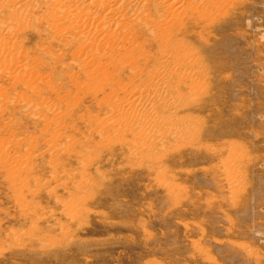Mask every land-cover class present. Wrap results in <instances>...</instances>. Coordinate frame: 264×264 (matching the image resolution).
<instances>
[{"label":"rangeland","instance_id":"374dc122","mask_svg":"<svg viewBox=\"0 0 264 264\" xmlns=\"http://www.w3.org/2000/svg\"><path fill=\"white\" fill-rule=\"evenodd\" d=\"M65 1L17 0L30 12L0 58V264H264V0L173 23L164 123L129 98L160 44L119 27L83 44L66 11L84 0Z\"/></svg>","mask_w":264,"mask_h":264},{"label":"bare ground","instance_id":"6f19581e","mask_svg":"<svg viewBox=\"0 0 264 264\" xmlns=\"http://www.w3.org/2000/svg\"><path fill=\"white\" fill-rule=\"evenodd\" d=\"M26 1H28V0H26ZM52 1L54 2L53 5H55V7H56L55 9H57L59 11L63 10L62 2L65 0H52ZM213 1L214 0H205L204 3L205 2H211L212 3ZM16 2H17V0H0V58H3L2 56H5L6 59L8 58V60H9L10 52L13 51L14 48L16 47V44H15L16 41L12 39L15 36L14 32L16 30H18L19 27L17 28V26L20 25L22 22H24L23 21L24 14L26 15L27 13L30 12V10L28 12L27 6L21 7ZM123 2H125L127 4L134 5L132 7L133 13L130 14L129 17H127L124 21H122L123 15L121 14V11H123L121 4ZM201 3H202L201 0H154V2H153L154 8H152V11H147V10H144V7L147 5V0H84V3L82 4L83 7H81V10L83 8L82 11L80 10V8H79V10L78 9L76 10V7H74L72 5H70V6H72L71 9H68V11H66V10L65 11L68 12L67 14H71V16H72L71 25L73 24V26H75L74 28H78L77 29L78 34L74 38H77V39L81 38V39H83V42L84 41L88 42V44H89V42H91V44H92L93 39L90 41V38H92V37L95 38V36L96 37L99 36L98 41H100L101 37H104L107 35V33H106L107 29H111V28L114 29L116 27H119L120 30L124 34H130L131 38H134L138 33L144 32L145 35L147 34V35L151 36L154 40H156V42H158L160 44L159 50L162 54L156 60V63L152 64V65H154L153 67H154L155 71H157V73L160 75L158 77H155V76H152L150 73L149 76L147 77V81H146L147 87L146 88L143 87L144 90H141V91L140 90L131 91L129 93V98H130V100L131 99L132 100H138L139 99L142 101L145 100V102L147 104H151L150 111L153 114V116L155 117L156 123H157V121L159 123H161L164 121V119H166L168 116H170L169 111L172 110L170 108H174V109L176 108L175 102L169 103L166 100V97H170V96L174 97L173 92L176 91L175 88H177V85L183 84V83H181L183 76L181 78L178 76L179 78L176 79V80H178V82H177V84H175V86L172 84L173 83L172 81L175 80V77H174L173 72H172L173 70L167 69V66L172 65V68L175 69L178 66V64H177L176 60L171 59L170 54L165 53L167 46H169V40L166 38V35L169 32L173 31V29H174L173 23L175 21L177 22L178 20H181L182 15L185 14V12L188 8H190L192 10L194 7H196L197 5H199ZM73 5H74V3H73ZM88 5H90L91 7H96L97 9L101 8V10H102V11H100L101 13L100 14H96V12L94 13V10H93L94 8L92 10L88 9L87 8ZM70 6L68 8H70ZM90 6H89V8H90ZM30 7H29V9H30ZM21 8H22V11L20 12L19 9H21ZM34 11H36V10H34ZM19 13H21L23 15H21ZM58 16H61L60 19H63L67 15L62 16V14H61ZM26 17H27V15H26ZM53 26L57 27V25H53ZM60 26L61 25H59L57 28H59ZM124 37H125V35H124ZM85 42L83 44H85ZM103 42L104 41L102 40V43ZM96 43H95L96 45H94V46H99V44L101 42L100 43L96 42ZM84 46H86V45H84ZM99 48L102 49L101 45ZM89 51H91V50H89ZM84 54H86V53H84ZM163 54L165 56H162ZM88 55H91V53L90 54L87 53L86 57ZM3 59L5 61V58H3ZM11 60H9V62ZM83 61H89L91 63L92 59L89 58L88 60H83ZM86 63L88 64V62H86ZM148 89H151L152 92L150 91L151 95L149 97L147 96L148 97L147 98L146 97V92H147L146 90H148ZM130 100H128V98H127V102ZM124 105H126V104H123V106ZM127 106L129 107V103ZM125 108L122 107V110L123 109L125 110ZM130 111H131V113L130 114L127 113V115L125 116L126 117L125 119H127L130 123H132L133 121H137L138 123H149L150 122L149 120H147L145 118V116L142 112H134V111L132 112V110H130ZM118 113H116V114H118ZM170 114L172 115V112ZM122 115H124V113ZM170 120H172V118ZM165 128H166V130L169 129V127H167V126H165ZM172 128L173 127H171V129ZM178 130H180V129H178Z\"/></svg>","mask_w":264,"mask_h":264}]
</instances>
